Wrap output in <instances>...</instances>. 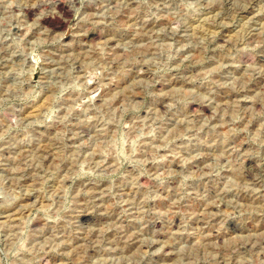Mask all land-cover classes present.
Here are the masks:
<instances>
[{
    "label": "rangeland",
    "instance_id": "obj_1",
    "mask_svg": "<svg viewBox=\"0 0 264 264\" xmlns=\"http://www.w3.org/2000/svg\"><path fill=\"white\" fill-rule=\"evenodd\" d=\"M0 264H264V0H0Z\"/></svg>",
    "mask_w": 264,
    "mask_h": 264
}]
</instances>
